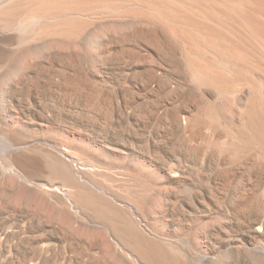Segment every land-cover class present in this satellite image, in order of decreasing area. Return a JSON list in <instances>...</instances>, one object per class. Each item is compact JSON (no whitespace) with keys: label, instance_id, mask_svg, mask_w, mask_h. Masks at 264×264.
<instances>
[{"label":"bare ground","instance_id":"obj_1","mask_svg":"<svg viewBox=\"0 0 264 264\" xmlns=\"http://www.w3.org/2000/svg\"><path fill=\"white\" fill-rule=\"evenodd\" d=\"M0 201V264H264V0H0Z\"/></svg>","mask_w":264,"mask_h":264},{"label":"rangeland","instance_id":"obj_2","mask_svg":"<svg viewBox=\"0 0 264 264\" xmlns=\"http://www.w3.org/2000/svg\"><path fill=\"white\" fill-rule=\"evenodd\" d=\"M59 137L60 138L62 137V139L64 138L67 142L71 143L72 145H74L76 147L85 148V149H87V147H88L87 146V142L85 140H83L82 138H79L77 135L73 136L72 134L69 135V134L60 133V136ZM132 164H134V163H132ZM148 166H149V164H147V167ZM145 168H146V165H145ZM7 180H10V178H8ZM19 190H17L16 193H15V201L13 203V205L17 209L18 208H21V206H22L21 204L26 203V205L28 204V207H26V208L28 210L34 212L36 208H39L40 206L44 205L43 202H42L43 200L42 199H39V198L31 199V200L30 199H25V197H23V196L24 195L26 196L27 193H25L23 189H19ZM32 197L33 196L31 195L30 198H32ZM4 206H5V204L2 203V201H0V208H4ZM19 210H21V209H19ZM45 211H46V214H49L50 213V209L48 207L46 208ZM164 221L165 220H160L159 221V220H156L155 219L153 222L156 223L155 226L157 225V227L159 229L166 230V231L168 230L167 232L170 233L173 236H175V235H181V237L186 236V235H187V237L189 236L192 241H194L196 244L199 245V249L201 248L200 249L201 252H204L208 256L213 257L214 260H216L217 258L222 257L223 255L226 254V250H223V249L222 250H217V249L212 248L213 246H211L209 243H207L205 241V239L203 238V236L201 235L199 228H193L189 232H184V231H181L179 229L176 230V228H168V227L166 228L165 227V223L166 222H164ZM196 223H195V225H198L199 222H196ZM186 233H188V234H186ZM94 237L97 239V237L95 235H91L89 237L92 242H95L96 241ZM70 254H73V253H70Z\"/></svg>","mask_w":264,"mask_h":264}]
</instances>
